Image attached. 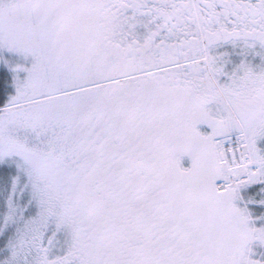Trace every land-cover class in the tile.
Returning <instances> with one entry per match:
<instances>
[{"label":"snow or ice","instance_id":"snow-or-ice-1","mask_svg":"<svg viewBox=\"0 0 264 264\" xmlns=\"http://www.w3.org/2000/svg\"><path fill=\"white\" fill-rule=\"evenodd\" d=\"M0 264H264V0H0Z\"/></svg>","mask_w":264,"mask_h":264}]
</instances>
